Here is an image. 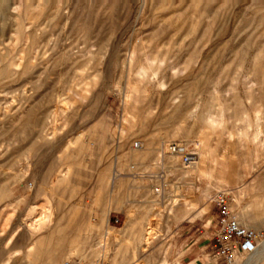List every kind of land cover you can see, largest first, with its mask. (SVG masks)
<instances>
[{"label":"rangeland","instance_id":"374dc122","mask_svg":"<svg viewBox=\"0 0 264 264\" xmlns=\"http://www.w3.org/2000/svg\"><path fill=\"white\" fill-rule=\"evenodd\" d=\"M225 213L263 234L229 262ZM262 247L264 0H0V264Z\"/></svg>","mask_w":264,"mask_h":264},{"label":"built area","instance_id":"2783aa9c","mask_svg":"<svg viewBox=\"0 0 264 264\" xmlns=\"http://www.w3.org/2000/svg\"><path fill=\"white\" fill-rule=\"evenodd\" d=\"M184 162L191 165L195 162L193 154H185ZM220 230L216 236L218 243V258L231 261L234 252H253L263 234L248 229L240 224L237 218L225 213L220 219ZM62 264H80L76 260H66Z\"/></svg>","mask_w":264,"mask_h":264},{"label":"bare ground","instance_id":"6f19581e","mask_svg":"<svg viewBox=\"0 0 264 264\" xmlns=\"http://www.w3.org/2000/svg\"><path fill=\"white\" fill-rule=\"evenodd\" d=\"M177 147H179V149L181 150V148H180L181 146H177ZM177 147L173 148V147L169 146V153L174 155L175 152H176V148ZM46 213L47 212L45 211L44 213L41 214V216L39 218H36V219L32 220L29 223V225H27L28 226L27 229L30 230V231L38 229L40 224L45 220ZM152 235H153V233L151 231V233L149 234V237H152ZM263 258H264V247H262V249H260V250L255 252L254 257H253L251 262L254 263V264H259ZM69 259L72 260V258H69ZM51 264H56V263L52 262Z\"/></svg>","mask_w":264,"mask_h":264},{"label":"crops","instance_id":"0c3cea01","mask_svg":"<svg viewBox=\"0 0 264 264\" xmlns=\"http://www.w3.org/2000/svg\"><path fill=\"white\" fill-rule=\"evenodd\" d=\"M110 225H111V223H110Z\"/></svg>","mask_w":264,"mask_h":264}]
</instances>
